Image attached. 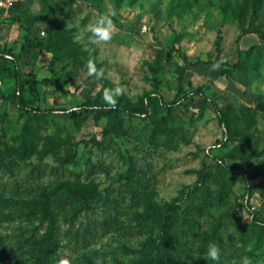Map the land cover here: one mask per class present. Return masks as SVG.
<instances>
[{
  "label": "rangeland",
  "instance_id": "obj_1",
  "mask_svg": "<svg viewBox=\"0 0 264 264\" xmlns=\"http://www.w3.org/2000/svg\"><path fill=\"white\" fill-rule=\"evenodd\" d=\"M245 1L25 0L17 10L0 14L1 232L23 229L26 237L44 236L41 207L53 196L48 204L63 234L61 258L70 264H97L98 259L100 264H142L155 258L153 249L171 210L176 220L163 247L165 264H216L204 258L210 243L221 249L223 264H242L246 255L212 237L214 227L224 218L228 228L223 227L222 242L238 240L240 228L249 230L254 220L264 232V196L248 194L243 176L225 172L214 156L252 171L264 160V154L257 156L264 151V112L253 114L246 140L228 141L212 102L197 96L172 115L161 103L203 88L221 108L232 110L239 130L246 128L241 108L264 105V41L257 34L242 37L238 14ZM111 11L116 13L112 41L90 44L87 25ZM247 18L248 26L253 14ZM254 26L264 32V4ZM38 40L57 47L51 51L29 43ZM12 58L38 81L35 91L26 86L30 106L105 104L103 89L122 86L119 102L142 105L152 95L153 118L162 127L128 115H122L119 129L114 116L76 120L68 114L25 113L13 94ZM89 59L105 70L103 79L87 75ZM216 60L239 63V68L223 75L211 64ZM201 171L209 173L206 183ZM69 188L92 190L94 196L77 199ZM174 205L179 208L171 209ZM68 230H89L94 236L82 248L69 243ZM260 232L246 248L251 264H264V235L256 241Z\"/></svg>",
  "mask_w": 264,
  "mask_h": 264
},
{
  "label": "trees",
  "instance_id": "obj_2",
  "mask_svg": "<svg viewBox=\"0 0 264 264\" xmlns=\"http://www.w3.org/2000/svg\"><path fill=\"white\" fill-rule=\"evenodd\" d=\"M25 0H22L18 4H16L11 10L10 13L17 10ZM71 3H76L77 0H69ZM264 4V0H246L244 3L239 5V17L240 24L242 27V37L248 34H257L264 41V32H262L257 26H254V23L259 15L260 10ZM253 14L252 21L247 26V16L249 13ZM29 43L32 46L39 47L42 49H47L54 51L57 47V42L43 41L38 40L36 42ZM222 43L221 40L218 42V53L222 52ZM9 65H13L14 68H10V76L14 80L13 86V94L18 103L19 108L25 113H35L44 116H50L54 114H68L70 118L73 119H82L83 117L90 115H98V116H114L119 122V129L123 124L122 115H128L131 118H144L146 120H151L157 127L161 129L162 126L159 121H156L153 118L154 105L152 102V95L147 94L145 97V103L142 105L131 104L129 102H119L117 104V108L115 110H105L106 105L100 102H86L77 108L67 109V108H53L47 109L40 107H33L26 103L24 99V93L26 91V86L30 84V88L32 91H35V85L38 81L31 76V74L26 73L22 66L21 62L18 58H12L8 60ZM200 63L193 64V66L199 65ZM214 65H218L221 68L223 75H229L232 72V69H238L239 63L234 65H229L226 63L219 62L216 60L211 63ZM228 66V68H225ZM185 70V68H184ZM184 71L180 73L179 77V92L183 93L184 89V81H183ZM201 97L206 102H212L215 106L218 120L220 124L226 128L225 135L229 139L228 141H232L236 136H240L241 141L247 139V131L251 128V120L254 118L253 114H255L258 110L264 112V105L260 104L256 107V109H252L250 107H242V115L246 121V128L238 129L237 120H232L231 109H223L221 108L215 101L210 99L205 90L203 88H198L197 90L191 93H184L182 97H175L172 101H165L161 103L162 108L168 112L169 115H172V112L175 108L183 105L186 101L191 100L195 97ZM227 141H223L222 145H226ZM264 154V151L257 154L258 157H261ZM256 155V154H255ZM71 160V159H70ZM68 160V161H70ZM214 160L224 168L225 172L237 173L243 176L246 182V192L248 194H252L255 191H259V193L264 196V160L260 162L252 171L245 170L238 166H232L226 164L223 158L218 156H214ZM209 174V173H208ZM207 173L201 171L199 173L200 179L203 183H206V178L208 177ZM262 178L263 180L259 183H255L256 179ZM207 191H210L214 194V190L207 188ZM69 193L72 194L74 198L81 199L84 201H89L93 198L94 192L92 190L83 191L78 188H69ZM53 197V196H49ZM44 201L41 212L44 215V219L47 223L46 233L44 236H36L32 235L26 237L24 230H21V233H14L9 235H4L1 232V224L0 221V263L1 264H58L61 259V250L63 248V240L60 236H63L60 230L59 220L49 209L48 200ZM2 198H0V204L2 203ZM179 208L178 205H174L171 209ZM3 210L0 205V213ZM8 217V216H7ZM175 216L171 213V210L166 212L162 224V232L158 238V241L153 249V253L155 254V258L151 260H147L142 264H165L167 257H164L162 254L163 247L169 241L171 235H173V230L175 226ZM227 225L224 218L219 220V223L214 227V237L218 242H221L222 245H229L230 250L233 252L240 253V257L243 255L248 256L249 250L246 248L252 245V240L257 236V231L260 230V238L256 241H261L264 232L260 227V224L257 220H254L253 223L249 227V230H246L245 226L240 228L239 239L236 241L229 240V242H222V236L224 237V233H222L223 227ZM228 228V227H227ZM223 230V231H222ZM228 232V231H227ZM65 236L68 237L69 243L75 242L82 246V248H86L90 245V239L94 236V233L87 230L84 233H73L72 230H68L64 232ZM228 234V233H227ZM71 241V242H70Z\"/></svg>",
  "mask_w": 264,
  "mask_h": 264
},
{
  "label": "clouds",
  "instance_id": "obj_3",
  "mask_svg": "<svg viewBox=\"0 0 264 264\" xmlns=\"http://www.w3.org/2000/svg\"><path fill=\"white\" fill-rule=\"evenodd\" d=\"M115 15V11L100 14L96 23H90L87 25L86 31L90 34L88 36V42L90 44H107L112 41L116 30L113 20ZM86 67L88 76L95 77L97 80L104 78L105 70L103 68L98 69L94 60L89 59L86 63ZM216 67H218V65H213L214 69ZM102 94L106 105L105 110H115L118 104V97L124 94V88L122 86L104 88ZM221 256L222 252L218 245L215 243L208 244L204 258L214 261L216 264H223ZM58 264H70V261L67 258H61ZM97 264H100L99 259L97 260ZM242 264H251V261L247 256H245L242 258Z\"/></svg>",
  "mask_w": 264,
  "mask_h": 264
},
{
  "label": "built area",
  "instance_id": "obj_4",
  "mask_svg": "<svg viewBox=\"0 0 264 264\" xmlns=\"http://www.w3.org/2000/svg\"><path fill=\"white\" fill-rule=\"evenodd\" d=\"M22 0H0V14L7 15L10 10Z\"/></svg>",
  "mask_w": 264,
  "mask_h": 264
}]
</instances>
